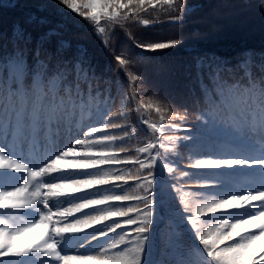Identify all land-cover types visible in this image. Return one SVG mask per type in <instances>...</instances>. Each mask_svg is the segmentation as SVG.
Segmentation results:
<instances>
[{
	"label": "snow or ice",
	"instance_id": "6c2138e0",
	"mask_svg": "<svg viewBox=\"0 0 264 264\" xmlns=\"http://www.w3.org/2000/svg\"><path fill=\"white\" fill-rule=\"evenodd\" d=\"M58 3L91 21L100 34L105 32V28L101 27L100 14L84 11L94 8L95 0H81L80 5L75 0H58ZM109 3L112 5L109 23L121 28L124 27L123 21H136L142 26L157 23L148 16L157 10V6L167 13V19L162 18L159 23L167 21L182 27L187 12L184 0H109ZM26 4L20 0H0V9L21 11L20 19L11 25V35L0 32V108L12 112V119L6 121L0 130V216L11 215L23 220L19 211L31 209L38 214V219L8 232L5 231L6 220L0 219V264H9L10 261L30 264L25 256L34 250L48 258L43 264L52 261L57 264H110L113 261L144 264L147 234L154 219L152 189L157 159L169 173L172 181L169 187L181 206L180 215L191 225L203 246L208 264H257L255 245L264 239V189H255V195L248 189L242 190L246 193L244 195L227 192L211 202L193 206L186 199L185 185L194 183L197 188L211 190L221 184L218 178L192 181L188 169L249 163L239 158H210L213 152H237L242 146L264 155V51L248 49L233 58L214 53L193 57L190 79L186 84L190 106L185 107V114L173 118L168 125L151 123L143 116L138 120L152 131L148 142L136 149L141 155L131 162V166L138 165L142 172L147 173L146 176L126 178V183H121L125 177L115 183L93 182L92 187L76 192L57 191L69 180H86L101 171L100 167H57L64 160L80 159L69 153L80 148H100L106 143L115 145L116 141L127 142L129 134L123 127L120 128L123 135L116 136L118 140L103 139L115 135L101 131L98 126L104 129L120 127L114 123L117 119L115 113L109 117L114 102L110 89L101 90L99 81L102 75L97 74L86 52L78 48L73 56H66L64 50L69 41L64 38L63 31L59 27L42 30L48 21L24 7ZM38 7L43 8L44 5ZM259 8L264 13V0H259ZM141 13L145 14V18L140 17ZM218 30V25L213 28V31ZM129 39L137 48L149 51L174 47L181 42L175 38L160 42L141 41L134 33L129 35ZM106 40L105 48L112 50L111 57L118 71L127 77L122 85L129 90L126 109L137 100L139 103L135 111L151 109L152 103L140 100L141 96L151 95L153 100L158 101L167 99L148 82L147 76L138 67V56L132 55L126 48L116 51L111 38L106 37ZM257 55L258 61L255 59ZM163 107L161 104L156 111L160 112ZM189 108L195 111L191 120L187 114ZM127 114V110L120 112L119 118ZM86 115L88 121L84 123ZM197 126L202 132L187 134L194 133ZM220 130L227 135H217ZM181 132L182 135L169 134ZM184 151L189 154L187 168L181 166ZM127 152V148L121 147L114 158L121 159ZM23 157L34 161L36 167L30 168L22 162ZM167 157H176L179 166H172L171 161L165 164ZM192 158H196L195 163H191ZM129 160L125 157L122 163L127 164ZM122 163L103 166L115 168ZM255 163L264 165V160ZM72 170L88 171L78 173ZM17 173H23V178L17 177ZM104 175L109 176L110 173L105 172ZM133 184L137 189L143 188V194L135 189L122 194L112 191L116 185L131 189ZM105 188L110 189V194L101 201L100 193ZM208 193L212 192H195L197 196ZM72 194L80 195L72 198ZM61 199L67 200L70 206L61 207L58 203ZM113 201L127 204L110 203ZM93 206H106L107 210L97 211ZM245 206L254 210L246 218L234 222L221 218L224 215L221 210H238ZM84 209H92L96 215H89L82 211ZM75 213H80L83 219L75 218ZM209 216H215L218 224L215 232L205 236L200 224ZM69 217L73 218L71 222ZM111 217L122 220L112 219L99 228L93 227L90 232L84 233L82 240L71 235ZM122 224L127 227L122 228ZM169 226L171 221L161 230V237L169 234ZM38 228L41 231L38 232ZM116 229L121 230L117 232ZM69 239L76 240L78 248L93 241L103 243L95 254L62 255L58 245L62 240ZM224 241L233 242L223 248L218 247ZM260 252L264 253V248ZM260 260L264 261V256Z\"/></svg>",
	"mask_w": 264,
	"mask_h": 264
},
{
	"label": "trees",
	"instance_id": "16d2710c",
	"mask_svg": "<svg viewBox=\"0 0 264 264\" xmlns=\"http://www.w3.org/2000/svg\"><path fill=\"white\" fill-rule=\"evenodd\" d=\"M20 2L28 3L24 7L29 8L38 17L48 21V24L42 30L59 27L63 31L64 38L69 41V46L64 50L66 56L71 57L78 48L83 49L97 74L102 75L99 81L101 90L110 89L114 102L111 105L109 117H113V113H115L117 119H114V123L120 125V127L108 129H104L102 126L98 127L101 131L115 135L111 138H103L104 140H118L117 137L123 135L120 131V128L123 127L127 128L129 138L127 142L116 141L114 142L115 145L106 143L97 148V151L100 154H105L102 161H107L106 163H109V165L122 163L125 157H129L130 160L129 163H122L115 168L105 166L99 174L94 175L98 177L100 182H102L105 172L110 173L108 177L117 179L126 178L127 175L128 178L147 175L139 169L138 165L131 166V162L141 155L136 149L143 147L148 142L152 131L143 123H141V127H138L137 119L143 116L151 123L168 125L173 118L185 114V107L190 106L186 84L190 79L193 57L214 53L226 58H233L248 49L264 51V13L260 11L259 0H184L187 12L184 15L182 27L175 26L167 21L159 23L162 18L167 19V13L157 6L156 11L148 14L149 18L157 23L142 26L138 25L136 21H123V28L109 23L110 9L112 8L109 0H95V7L84 11L100 14L101 27L105 28L103 34L99 33V30L91 21L81 17L78 12L68 9L66 5L59 4L58 0H20ZM75 2L80 5L81 0H75ZM38 5H44V7L40 8ZM146 7L150 6L146 5ZM177 11L179 12V9ZM20 17L21 11L19 9H0V32H6L10 36L12 23ZM140 17L145 18V14L141 13ZM217 25L219 30L213 31V28ZM113 28L116 29L114 33L112 32ZM131 33H134L141 41L160 42L175 38L181 42L174 47L149 51L133 45L129 39ZM106 37L111 38V43L115 46L116 51L126 48L132 55L138 56L136 57L139 62L138 67L145 73L148 82L167 99L158 101L153 100L151 95L141 96L140 100L152 103L151 109L142 108L140 112L135 111L139 100L133 101L127 109L125 108L129 90L124 89L122 85L127 77L125 73L118 71L111 57L112 50L105 48V44L108 42ZM255 59L259 60L258 55ZM161 104L164 107L160 112H157L156 109ZM126 110L127 116L119 118V113ZM187 114L189 120L193 119L194 109L189 108ZM161 117H164V119L161 120ZM200 132H202V129L197 126L194 133L187 134L195 135ZM169 134L182 135L183 132ZM121 147L127 148L128 152L122 155L121 159H115L114 157ZM183 155L184 159L181 161V166L187 168L189 166V154L184 151ZM200 158L207 159L208 157ZM195 159L192 158L191 163H195ZM169 161L174 167L180 164L176 157H167L164 163L167 164ZM155 169H159L157 175L154 172ZM188 171L191 172L190 179L192 181L202 180V177L198 174L203 171L202 169H188ZM153 172L154 216L164 215L171 211L177 198L169 187L172 184L169 173H167L159 159L155 163ZM208 177L205 176V178ZM121 183H126V181ZM159 187L161 188L160 196L163 199L161 204L156 203L158 197L156 188ZM189 188L192 194L194 193L192 190H195V192L198 190L194 183L185 185L186 190ZM134 189L143 194V188L137 189L135 184L132 185L131 189L116 185V188L112 191L115 194H122L124 191L131 193ZM108 190L110 191V189ZM195 196L197 195L195 194ZM115 204H127V202L117 201ZM141 206L143 207V205ZM163 228L164 226L156 227L149 230L148 233L152 247L155 250L157 249L160 254H164L162 249L166 248L165 245L157 242L159 236L161 237ZM168 235L161 238H166Z\"/></svg>",
	"mask_w": 264,
	"mask_h": 264
},
{
	"label": "rangeland",
	"instance_id": "374dc122",
	"mask_svg": "<svg viewBox=\"0 0 264 264\" xmlns=\"http://www.w3.org/2000/svg\"><path fill=\"white\" fill-rule=\"evenodd\" d=\"M12 119V112L11 111H6L3 108H0V130H2L3 125L6 123V121ZM77 127V126H74ZM81 136H83V133H81ZM86 148H80L78 149V151H74L69 153L72 156H78L80 157V159H71V160H64L62 162H60L57 167H76L77 164H81V161H83V157H84V150ZM251 159L253 160V162L255 163V161H260V160H264V155L259 154V153H255L252 152L250 154ZM22 162H24L26 165H28L30 168H35L36 167V163L34 161H31L29 159H27L26 157L21 158ZM5 163H7V161H5ZM74 171V170H72ZM240 174L245 175V180L238 185L236 188H233L232 185L236 184L234 182L231 181H227L225 183V187L227 188V190H221L219 192V195H223L224 193L227 192H235L238 193L240 195H244L246 193H244L242 190L243 189H248L249 191L252 192V194H256L255 189L260 188V189H264V165L260 164L259 166L257 165L254 168H251L250 170H247L245 173L241 172ZM17 177L19 178H23V174L22 173H17ZM84 186V183H79V180H69L67 183H64L60 186L59 189H57V191H68V192H75L76 188L82 187ZM77 195L76 194H72V198H75ZM225 198H227V196H225ZM59 205L61 207H69L70 205L67 204V200H60ZM251 203H256V202H251ZM55 211V209H53ZM83 211V210H82ZM254 210L248 206L242 207L239 209L240 215L239 216H235L232 217L233 220H237V219H242V218H246L247 216L251 215L252 212ZM84 212V211H83ZM19 215L23 216L24 219L21 220L19 217H12L11 215L7 216V226L5 228V231L8 232L9 230L15 231L16 228L19 227H24L26 222H34L36 219H38V214L31 210V209H23L20 210ZM91 215V214H89ZM75 218H79V219H83V216L80 213H75L74 214ZM72 217H69V222L72 221ZM92 227V226H90ZM89 227V228H90ZM203 234L205 236H207V234L210 232L211 228L210 225H208L206 228L201 227ZM37 231H41V229H37ZM87 231V229L83 230V234L77 233V234H71L72 236H76L79 239H83L84 237V233ZM192 233L195 235V232L192 229ZM197 238V237H196ZM96 241H93V243ZM261 242L264 243V239H261L259 241L256 242V245H259ZM92 244L90 245H86L83 248H78V244L76 242V240H62V242L58 245V250L61 252V254H68V255H84V254H95L98 250L97 247H93ZM25 259L28 260L30 262V264H43V261L45 259H48L47 257L42 256L40 253L38 252H34L33 253H29L26 254ZM9 264H16L15 261H10ZM50 264H57V262L52 261L50 262ZM59 264H63V262H59ZM69 264H75V262H69ZM264 264V263H263Z\"/></svg>",
	"mask_w": 264,
	"mask_h": 264
}]
</instances>
